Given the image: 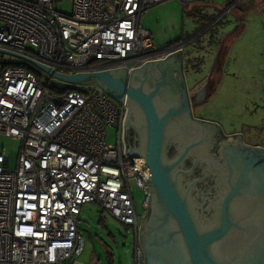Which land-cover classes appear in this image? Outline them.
<instances>
[{
	"label": "built area",
	"instance_id": "built-area-1",
	"mask_svg": "<svg viewBox=\"0 0 264 264\" xmlns=\"http://www.w3.org/2000/svg\"><path fill=\"white\" fill-rule=\"evenodd\" d=\"M163 1L70 0L68 14L55 8L59 0H0V48L61 73H129L188 43L156 46L141 27L147 8ZM25 59L8 62L37 71ZM125 109V98L95 86L55 92L24 66L0 70V134L20 142L13 170L0 153V264H74L89 201L132 230V264H144L131 181L145 191L148 171L141 156L125 152ZM107 126L115 144L106 142Z\"/></svg>",
	"mask_w": 264,
	"mask_h": 264
},
{
	"label": "water",
	"instance_id": "water-1",
	"mask_svg": "<svg viewBox=\"0 0 264 264\" xmlns=\"http://www.w3.org/2000/svg\"><path fill=\"white\" fill-rule=\"evenodd\" d=\"M210 37L218 39L213 35ZM211 38L208 42L213 44ZM186 40L189 42L192 37ZM169 44L172 43L163 46ZM204 45L206 43L200 49L208 53L210 48L207 50ZM183 47L163 59L147 61L129 73L125 67L61 73L13 51L0 48V53L10 54L22 61L29 62L25 58L29 59V64L55 88L75 89L78 85H91L115 100L125 98L126 106L131 102L139 108L143 148L135 152L125 144V152L129 156L138 155L144 159L148 171L144 179L153 197L150 208L147 203L144 206L145 218L140 223L138 233L144 264H264V157L258 152L246 151L253 160L246 163L240 152L228 156L230 172L232 170L237 176L235 179L222 178V189L210 201L207 212L200 211L199 204L182 191L181 182L173 176L172 169L179 160L174 163L166 160L165 148L169 139L176 132L184 133L188 126L194 128L193 122L198 121L193 117L188 101L182 100L179 105H173L165 111L158 110L156 106L170 100L163 86L167 75L165 71L173 61H176L175 69L178 65L182 68L186 88L185 73L188 69L184 70ZM216 57L217 54L212 59L211 70ZM200 60L204 61L205 55ZM229 62L227 60L223 73H227ZM140 68L143 71L134 77L135 71ZM119 71H125V75ZM144 79L149 82L156 79L154 88L145 92L143 87L147 84ZM193 81L197 82V79ZM176 92L175 87L172 93ZM184 110H187L186 115L181 114ZM185 118H188V126ZM255 162L259 164L245 168L238 175V165L243 167Z\"/></svg>",
	"mask_w": 264,
	"mask_h": 264
},
{
	"label": "rangeland",
	"instance_id": "rangeland-1",
	"mask_svg": "<svg viewBox=\"0 0 264 264\" xmlns=\"http://www.w3.org/2000/svg\"><path fill=\"white\" fill-rule=\"evenodd\" d=\"M250 1L189 0L184 6V3L179 0H173L172 2L157 3L152 8H158L156 25L158 28H164V32H166L165 35L163 34V38H156L158 44L176 43L189 39L208 26L198 38L190 40L182 48L184 65L189 69V73H196L197 69L192 64L197 60L203 67L207 66L208 73H210L213 60L208 62V58L215 51L212 49L213 45L208 42L211 38L210 35L216 38L227 36L231 40L233 36H237L232 41V48L228 47L232 59H230L227 73L231 75L219 79L217 83L216 80L210 81L215 90L212 92L213 87L211 88L210 93L212 94L209 96V104H207L209 106L203 111L214 121L224 125L227 132H231L235 128L246 129L248 127L252 130H247L246 133L257 137L258 132L256 133L254 128L259 124L260 117L255 113L253 117H250L247 111L254 106L255 101H261L260 96L263 94L264 48L260 51L258 45L263 44L264 47V6L262 11H253L251 8L245 11L247 14L238 22L246 23V28L243 31L237 27L238 23L233 21L235 20L234 17L232 18L235 16L234 12H230L231 9L240 11L251 2L254 4V1ZM191 2H196L197 5L194 8H188ZM229 3L231 4L230 8ZM234 3L235 5H233ZM54 6L65 13H71L70 0H59L54 3ZM204 43H206L204 48L207 50L210 48V54L202 61L199 58L206 55V51H202L200 48ZM215 44L217 42L214 43V46ZM0 59L15 61L16 57L0 53ZM35 73L41 83L46 84L42 73L37 71ZM189 73L186 74L188 84L197 83L192 81ZM86 86L89 85H78V87ZM212 103L214 104L212 105ZM116 140L115 128L107 126L106 142L115 144ZM19 146L18 139L0 134V153L9 158L10 170L16 166ZM131 191L136 211L140 215L144 214V190L131 181ZM78 224L83 237V247L81 254L76 258L83 261L84 264H131L132 230L102 210L97 202L89 201L82 204Z\"/></svg>",
	"mask_w": 264,
	"mask_h": 264
},
{
	"label": "flooded vegetation",
	"instance_id": "flooded-vegetation-1",
	"mask_svg": "<svg viewBox=\"0 0 264 264\" xmlns=\"http://www.w3.org/2000/svg\"><path fill=\"white\" fill-rule=\"evenodd\" d=\"M207 27L208 26L196 33L192 39L198 38ZM222 38H211L213 42V44L211 43L213 45L212 48L215 51L210 55L208 62L217 54L215 66L220 65V69L223 70L227 61V56L224 60L222 58L227 47L223 44ZM216 42L217 44L214 46ZM218 48L219 50L217 51ZM173 64L171 63L170 68L165 71L167 75L165 87L163 86V89L168 91L170 100L167 101V103H158L156 105L157 109L165 111L169 107H173V105H179L182 100L183 102L188 101L192 115L197 118L198 121L193 122L194 128H192L186 124L188 118H185V124L188 127L185 129L184 133L176 132V134L169 139L165 148V156L169 163H174L179 160L172 169L173 176L181 182L182 191L188 194L189 197L194 198L196 203L199 204L200 211L207 212L210 201L216 197L222 189L220 185L222 178L227 180L229 177H232L235 179L237 176V174L232 173V170L230 172V166L227 164V158H229L231 154L240 152L246 163L253 162V160L247 156L246 151L258 152L262 155V158L264 157V83L262 85L263 94L260 96L261 101H255L254 108H249L247 106L249 108L247 113H249L248 115L250 117H253L254 113L260 117L259 124L254 128L256 129V133L258 132L256 134L257 137L246 133L247 130H252L248 127L246 129L235 128L231 132H227L224 125H220L203 111L209 106L207 104H209L208 98L212 94L210 93L211 88L213 87L212 92L215 90L213 83L210 82L211 80L207 82L200 80L201 82L189 85L186 80V72L185 88L182 77L183 72H181L182 68L178 65V68L175 69L176 61H173ZM196 65H200L199 60L192 64V66L197 69L198 67ZM187 69L186 67L184 68V70ZM141 71H143L141 68L136 70L134 77L136 74H140ZM119 72L125 75V71ZM155 80L156 79L149 82L147 79H144V83H146L147 86H145V88L143 87V90L147 92L153 89ZM175 87L177 88V92L173 94L172 92ZM213 104L214 103H212V105ZM186 113L187 110H184L181 114L186 115ZM141 123L142 120L139 108H137L135 104L132 105L131 102H129L124 114L123 136L125 144H127L129 149L135 152L141 151L143 148ZM173 131L174 129L171 132ZM257 162L252 165H244L243 167L238 165L240 168L238 175L245 168L259 164ZM145 184V200L147 206L150 208V202L153 197L146 182ZM144 214L141 215L140 223L145 218L143 217Z\"/></svg>",
	"mask_w": 264,
	"mask_h": 264
},
{
	"label": "crops",
	"instance_id": "crops-1",
	"mask_svg": "<svg viewBox=\"0 0 264 264\" xmlns=\"http://www.w3.org/2000/svg\"><path fill=\"white\" fill-rule=\"evenodd\" d=\"M173 0H170V1H164V2H172ZM189 0H186V2H184V6H186L187 5V2H188ZM235 1V0H234ZM237 1H242V0H237ZM251 1H254V4L251 2ZM250 2H251V4H247L244 8H242L240 11H234V9H231V11L230 12H234L233 14L235 15V16H232V18L234 17V19L235 20H233V21H235L236 23H238L239 21H241L242 19V17H244L246 14H247V12H245L247 9H249V8H251V9H253V11L254 10H256V11H262L263 10V6H264V3H263V1L264 0H251ZM256 1H258V2H256ZM156 5V4H155ZM197 4H196V2H191L189 5H188V8H194L195 6H196ZM152 7H154V5L153 6H151V7H149L146 11H145V14L141 17V19H140V25L141 26H143L144 28H146V29H148L150 32H151V34H152V37H153V40H154V43H155V45L156 46H163V45H165V44H168V43H170V42H168V43H165V44H158L157 43V39L156 38H163V34L165 35L166 34V32H164V28H162V27H159L158 28V26L156 25V17H158V8H152ZM256 7V8H255ZM223 13H225L224 11H223ZM245 25H246V23H238L237 24V27H239L240 28V30L241 31H243V30H245ZM236 27V28H237ZM160 33H159V32ZM237 36H233V38H232V40H231V38H228L227 36H225V37H223L222 38V40H223V44L227 47V49H226V51H225V53H224V55H223V60H224V58L226 57L227 58V60H230V59H232V57L229 55V52H230V49L232 48V41L236 38ZM179 38V37H178ZM257 44V43H256ZM259 46V50L260 51H262L263 50V44H260V45H258ZM213 47V46H212ZM228 47L230 48V49H228ZM213 49V48H212ZM209 52L208 53H206V55H205V58L207 57V56H209ZM211 54H213V53H211ZM209 59H210V57L208 58V61H209ZM227 62V61H226ZM194 63V62H193ZM230 63V62H229ZM197 66V65H196ZM186 66L184 65V68H185ZM198 68V70H199V73L197 74H195V75H191L192 73H189V70H188V72L187 73H189L190 74V77H191V79H192V81H193V79L194 78H196L197 79V82H199L200 80H204L205 82H207V81H209V80H216V83L218 82V80L219 79H222V78H224V77H226V76H229V75H231V74H229V73H223V70L222 69H220V65H218V66H213V69L211 70V73H208V68H207V66H202L201 64L199 65V66H197ZM187 69V68H186ZM131 260H132V255H131ZM74 264H84V262L83 261H81V260H79L78 258H76L75 259V262H74ZM131 264H132V262H131Z\"/></svg>",
	"mask_w": 264,
	"mask_h": 264
},
{
	"label": "trees",
	"instance_id": "trees-1",
	"mask_svg": "<svg viewBox=\"0 0 264 264\" xmlns=\"http://www.w3.org/2000/svg\"><path fill=\"white\" fill-rule=\"evenodd\" d=\"M19 65V66H24L25 68H27V69H29V70H32V71H36L33 67H31V66H29V65H27V64H25V63H11V62H8V61H3L2 59H0V70H2L3 68H5V67H7V66H9V65ZM43 85H45V86H47L48 88H50L51 90H53V91H55V92H59V91H62L63 89L62 88H55V87H53V86H51V85H49V84H43ZM78 88H80V87H78Z\"/></svg>",
	"mask_w": 264,
	"mask_h": 264
}]
</instances>
